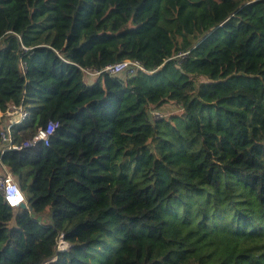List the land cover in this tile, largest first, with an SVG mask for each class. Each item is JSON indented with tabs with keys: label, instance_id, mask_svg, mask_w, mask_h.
<instances>
[{
	"label": "trees",
	"instance_id": "1",
	"mask_svg": "<svg viewBox=\"0 0 264 264\" xmlns=\"http://www.w3.org/2000/svg\"><path fill=\"white\" fill-rule=\"evenodd\" d=\"M10 103L0 264H264V0H0Z\"/></svg>",
	"mask_w": 264,
	"mask_h": 264
},
{
	"label": "built area",
	"instance_id": "2",
	"mask_svg": "<svg viewBox=\"0 0 264 264\" xmlns=\"http://www.w3.org/2000/svg\"><path fill=\"white\" fill-rule=\"evenodd\" d=\"M186 53H179L176 58L185 57ZM24 73L25 67H21ZM84 83H89L91 80H95L101 73L109 76H119L120 74L134 75L138 71H145L143 66L138 60H123L110 65L105 66L101 70L80 68ZM28 116V112L23 108L21 103L14 105L10 103L4 113H0V123L2 129L0 131V193L5 203L11 208H19L20 204L25 203V198L12 176L9 169L2 163L1 157L4 152L8 150H20L21 148H34L40 143L47 145L49 137L54 133L57 128V123H50L45 128H41L37 133L28 141L17 145L13 143L11 135V127L22 123Z\"/></svg>",
	"mask_w": 264,
	"mask_h": 264
},
{
	"label": "rangeland",
	"instance_id": "3",
	"mask_svg": "<svg viewBox=\"0 0 264 264\" xmlns=\"http://www.w3.org/2000/svg\"><path fill=\"white\" fill-rule=\"evenodd\" d=\"M150 113H151L153 118H159V117L168 118L170 115L180 113V110L178 109V107L176 105L167 103V104H163L161 106L153 107L150 110ZM57 249L66 251L68 249V244L59 238L57 240ZM49 263L50 262L47 261L44 264H49Z\"/></svg>",
	"mask_w": 264,
	"mask_h": 264
},
{
	"label": "water",
	"instance_id": "4",
	"mask_svg": "<svg viewBox=\"0 0 264 264\" xmlns=\"http://www.w3.org/2000/svg\"><path fill=\"white\" fill-rule=\"evenodd\" d=\"M20 208H22L23 210H25V209H29V208L26 206L25 203L20 204ZM52 261H54V260H50L49 262H52Z\"/></svg>",
	"mask_w": 264,
	"mask_h": 264
}]
</instances>
